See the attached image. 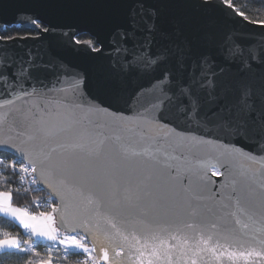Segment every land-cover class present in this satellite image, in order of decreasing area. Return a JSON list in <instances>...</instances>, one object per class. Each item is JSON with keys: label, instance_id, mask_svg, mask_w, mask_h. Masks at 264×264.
I'll use <instances>...</instances> for the list:
<instances>
[{"label": "snow or ice", "instance_id": "obj_1", "mask_svg": "<svg viewBox=\"0 0 264 264\" xmlns=\"http://www.w3.org/2000/svg\"><path fill=\"white\" fill-rule=\"evenodd\" d=\"M250 2L264 9V0ZM0 25V108L7 113L0 185L19 188L31 168V183L46 184L53 204L59 201V227L66 228L65 211L81 223L60 239L50 214L29 216L6 203L0 211L33 236L59 240L69 264H112L116 236L98 243L94 212L128 231L179 226L188 217L213 223V205L240 203L246 172L238 179L237 163H264V20L248 21L228 0H0ZM69 78L71 95H53ZM93 116L103 118V132L93 131L101 123ZM73 133L81 137L73 151L85 160L62 164L51 145ZM25 136L37 155L49 153L46 160L24 150L18 141ZM110 141L117 146L104 155ZM93 145L100 151L88 152ZM198 154L207 159L195 172L180 163ZM42 165L62 190L36 178ZM0 198L8 202L10 191ZM16 245L0 239L5 255L18 254ZM254 254L264 257V240L229 255Z\"/></svg>", "mask_w": 264, "mask_h": 264}, {"label": "water", "instance_id": "obj_2", "mask_svg": "<svg viewBox=\"0 0 264 264\" xmlns=\"http://www.w3.org/2000/svg\"><path fill=\"white\" fill-rule=\"evenodd\" d=\"M233 10L239 13L234 7ZM217 12L223 15L222 9H217ZM260 26L257 23H250L248 27L251 29ZM2 27L3 25H0V28ZM72 62L77 63L78 61L72 60ZM62 84V88L54 92L53 95L70 96L72 92L70 78L63 81ZM6 115V111L0 108V136L6 132L3 127ZM80 118L86 119L83 115ZM92 119L101 121L93 131L103 132L105 130L103 118L93 116ZM29 141L30 137L25 136L18 143L33 158L37 159L38 163L46 160L49 153L37 155ZM80 143L81 137L73 133L59 136L51 147L57 148L58 153L61 154L60 163H80L85 160V154L73 151L80 147ZM116 146L117 142L110 141L104 147V155L109 154ZM96 151H100L99 145H93L88 149V152ZM206 159V156L198 154L180 163L195 172ZM101 164H104L103 160H101ZM235 171L238 179L241 178V171L246 172L245 182L240 185L243 193L241 201L237 204L235 199H225L223 204L218 202L213 205L211 214L213 223L205 224L199 219L188 217L187 222L179 226L137 224L135 228L124 231L123 228H112L110 224L105 223L106 213L100 210L99 214L93 213L95 221L102 228V231L97 233L98 243L102 242L107 245L106 237L108 235L116 236L111 244L115 251L110 250L109 252L112 264H140L141 258H143L144 264H149V262L150 264H193V261L195 264H264V257L255 254L247 259H233L229 255L235 253L239 256L242 249L257 247L258 242L264 240V233L260 231L261 225L264 224V174H262L264 173V163H261L260 158L256 161H240L237 163ZM208 176L211 177V169L208 170ZM36 178L62 190V186L52 177L51 170L47 165L36 169ZM211 179L217 178L212 177ZM38 187L39 189L43 188L45 195L52 199L46 184L38 185ZM229 191L231 190L229 189ZM192 203L194 207H199L198 204L202 205L204 202L196 201L195 193H193ZM58 205L59 201L57 200L55 207L58 208ZM52 214L56 228L64 234H68V229L81 223L80 219L74 218L68 211H65L63 215L66 228H60V210L58 209L57 212L52 210ZM249 217L254 220V226L251 224L252 221H249ZM117 231L120 233L119 236L116 235ZM124 236L127 237L126 241L123 239ZM88 244L92 247L91 242ZM213 249L215 254H213ZM116 252H119L120 255L117 256Z\"/></svg>", "mask_w": 264, "mask_h": 264}, {"label": "trees", "instance_id": "obj_3", "mask_svg": "<svg viewBox=\"0 0 264 264\" xmlns=\"http://www.w3.org/2000/svg\"><path fill=\"white\" fill-rule=\"evenodd\" d=\"M238 11H243L248 16L249 21L264 20V9L253 7L250 0H228ZM10 191L12 204L16 207L27 210L33 209V203L39 199L46 198V195L40 189L34 188L25 190L23 181L19 188L9 186L8 188L0 185V192ZM56 206V204H54ZM15 237L20 241V252L16 255H5L6 251L0 252V264H40V261H53L55 264H69V257L61 256V247L53 246L47 243L31 242L26 234L16 226L12 221L0 217V239ZM16 251V250H15ZM82 258V257H80ZM72 260L77 257H71Z\"/></svg>", "mask_w": 264, "mask_h": 264}, {"label": "built area", "instance_id": "obj_4", "mask_svg": "<svg viewBox=\"0 0 264 264\" xmlns=\"http://www.w3.org/2000/svg\"><path fill=\"white\" fill-rule=\"evenodd\" d=\"M22 181H23V187L25 190L29 189H34L37 188L39 189L37 184L31 183L33 179V174H32V169L29 168L27 173L21 174ZM55 205L52 202V199L48 196L46 198L39 199L33 203V209L31 210V215H39L41 212H46V211H52ZM53 246H57L58 244H53ZM68 251L66 248H61V256L66 257L65 253ZM94 256V254H91ZM48 264H55L53 261L49 260Z\"/></svg>", "mask_w": 264, "mask_h": 264}, {"label": "crops", "instance_id": "obj_5", "mask_svg": "<svg viewBox=\"0 0 264 264\" xmlns=\"http://www.w3.org/2000/svg\"><path fill=\"white\" fill-rule=\"evenodd\" d=\"M5 203L7 204V206L14 207V208H19L22 212H26L29 216H31V211L30 210H27V209H24V208H20V207L14 206L12 204V199H10L8 202H4L2 200V198H0V208L4 207L5 206ZM45 213L46 214H50V215L53 216L52 211H46ZM0 217L6 218V219L12 221L16 226H18L23 231L24 234H26V236L28 237V240L29 241L31 240V242L34 241V242H38V243L39 242L40 243H47V244H50V245L58 244L59 247L65 248V246H61V244H59V240H57V241H50L46 237H36V236H33L31 234V230L30 229H24L22 225H19V221L15 220L10 213L5 214L3 211H0ZM52 227L53 228H56L55 221H54V217H53ZM56 234L58 235L59 238L62 237V235L60 234V231H58V229H57V233ZM9 238H15V237H9ZM15 239H17V238H15ZM19 245H20V241H19ZM17 249H19V247ZM17 249H14L12 251H15ZM3 251H6V250H3ZM0 252H2V251H0Z\"/></svg>", "mask_w": 264, "mask_h": 264}, {"label": "rangeland", "instance_id": "obj_6", "mask_svg": "<svg viewBox=\"0 0 264 264\" xmlns=\"http://www.w3.org/2000/svg\"><path fill=\"white\" fill-rule=\"evenodd\" d=\"M60 234L62 235V237H60V239H62L63 238V236L64 235H66V234H64V233H62V232H60ZM17 240V245H16V249L19 247V240L18 239H16ZM61 246H64V245H61ZM88 246H89V244H88ZM90 247V246H89ZM3 250H6L5 248H0V251H3ZM14 250V249H13Z\"/></svg>", "mask_w": 264, "mask_h": 264}]
</instances>
